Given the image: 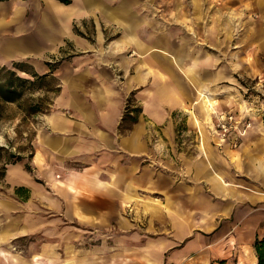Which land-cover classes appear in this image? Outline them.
Instances as JSON below:
<instances>
[{
    "label": "crops",
    "instance_id": "0c3cea01",
    "mask_svg": "<svg viewBox=\"0 0 264 264\" xmlns=\"http://www.w3.org/2000/svg\"><path fill=\"white\" fill-rule=\"evenodd\" d=\"M16 1L0 2V32H8L1 59L44 74L51 62L36 54L63 52L52 71L59 91L40 118L31 157L5 167L0 264H256L264 100L236 95L242 77L264 87V0H243L252 17L240 21L214 3L208 23L202 4L193 17L168 11L147 22L136 9L102 1L97 9L98 1L79 0L73 11L75 0H51L41 14H26ZM96 14L122 38L108 43L99 20L85 19L92 38L74 30L73 18ZM200 93L213 98L209 123ZM126 111L134 120L123 123ZM230 112L251 123L236 148L208 130ZM177 113L186 130L176 129ZM114 224L116 243L104 241L99 260L81 261L78 245L92 228Z\"/></svg>",
    "mask_w": 264,
    "mask_h": 264
},
{
    "label": "rangeland",
    "instance_id": "374dc122",
    "mask_svg": "<svg viewBox=\"0 0 264 264\" xmlns=\"http://www.w3.org/2000/svg\"><path fill=\"white\" fill-rule=\"evenodd\" d=\"M51 0H17V4L19 6H22L27 11H31L33 9L37 10L39 14H41L42 9L46 6V2L49 3ZM90 1H98L96 4H93V8L100 9L102 8L100 6L102 1L106 3L107 5H125L129 9H136L137 11H140L141 18L148 22L149 19H164L165 17L168 18L170 15L167 14L169 11V14L171 13H181L182 15L193 17L194 15L198 14V8L195 7L196 4H202L201 6H204V12H205V23L213 20V4H218L222 8V15L223 17H229L232 19H235L237 21H240L242 19H248L252 17V12L247 11L244 6H248L243 0H231V3H229L227 0H222V2L217 3V0H90ZM226 4H224V2ZM55 3L59 4L58 2L54 1ZM79 0H75L73 3V11H76L78 7L75 6ZM51 3V2H50ZM79 4V3H78ZM181 5H183L181 7ZM63 6V5H61ZM65 7V6H64ZM201 8V7H200ZM183 9V10H182ZM179 10V11H178ZM34 11V10H33ZM72 11V12H73ZM35 14V13H34ZM36 15V14H35ZM80 15V14H78ZM89 17L85 18L79 17V18H73V26L74 30L76 31V27L83 29L85 31L82 33V36H87L88 38H92L95 36L94 30L90 27V23L86 20L93 19V20H99L101 23V30L103 35L105 36V39H108V43H112L113 41H117V39L122 38L121 32H119L118 27L115 25H108L109 23L105 19V17L102 14H96V15H88ZM128 16V15H127ZM254 17V16H253ZM38 20V18H36ZM122 19V18H121ZM240 23H237V27L235 28V32L238 34H241L244 30ZM8 32H6V29H4L2 32H0V37L3 38L6 36ZM65 50V49H64ZM70 50V49H66ZM63 52V51H62ZM61 51H52V50H45L40 51L36 55L37 57L44 58V60H49L51 63L56 61V57L58 58V53L62 54ZM43 60V59H41ZM3 65H9L7 64L6 59H1L0 57V66ZM261 81V80H260ZM260 81L258 79H251L242 77L240 78V84L242 87L239 86V89L241 90L240 94L236 95L240 99H254V100H264V87L262 88L259 84ZM242 88V89H241ZM263 89V90H262ZM34 96H43V92H36L33 94ZM54 95L53 94H47L45 101H46V107H44V113H40L34 116H25L21 109V104L23 103H7V104H0V198L4 195L8 194V188L4 183L3 179V166L9 164L10 162H13L16 157H19L20 160L29 159L31 157L32 153V142L34 140L36 131L38 130V127L40 126V118H42L45 114H47L51 106L48 107V103L51 102V99ZM23 105V104H22ZM176 119V129L180 130H186L184 122H185V116L181 113H177L174 115ZM205 119V118H204ZM190 120L189 126H193L192 128L196 131V127L193 124L192 120ZM191 129V127H190ZM118 229L116 225L108 226L107 229L102 228H92V237H88L87 239H84L80 242L78 245V249H82L81 251H77V254H82V257H80L81 261L83 259L89 260L94 262L95 260L100 259V248L101 244L104 241H108L109 246H113L116 243V233ZM35 246V244H34ZM33 246V247H34ZM13 252L18 253L17 248H20L19 246L15 245ZM16 249V250H15ZM21 249V248H20ZM50 249H45V256L46 258H51L52 252ZM21 252L23 250L21 249ZM28 253V252H27ZM23 254V253H22ZM92 257V258H91ZM42 260V259H41ZM84 261V260H83ZM85 262V261H84ZM44 264H54L52 261H47ZM62 264H74L69 262H63Z\"/></svg>",
    "mask_w": 264,
    "mask_h": 264
},
{
    "label": "trees",
    "instance_id": "16d2710c",
    "mask_svg": "<svg viewBox=\"0 0 264 264\" xmlns=\"http://www.w3.org/2000/svg\"><path fill=\"white\" fill-rule=\"evenodd\" d=\"M9 0H0V2H6ZM56 2L68 5L71 0H55ZM55 63H47L48 72L44 74H38L35 71H30L28 65L23 61H13L9 65L0 66V104L18 103L23 102L20 106L25 116H34L40 113H44V107H46V95L56 94L59 91L57 80L52 76ZM21 74H24L21 75ZM26 75V76H25ZM36 92H43V96H34ZM45 97V98H44ZM51 102L48 103V107L51 106ZM128 111L124 114L122 122L127 120H134L133 117L128 116ZM134 113L137 110H133ZM20 161L19 157H16L14 164ZM7 164V165H9ZM3 166V175L5 171ZM23 190L18 188L16 190ZM254 250L257 258L256 264H264V238L255 240Z\"/></svg>",
    "mask_w": 264,
    "mask_h": 264
},
{
    "label": "built area",
    "instance_id": "2783aa9c",
    "mask_svg": "<svg viewBox=\"0 0 264 264\" xmlns=\"http://www.w3.org/2000/svg\"><path fill=\"white\" fill-rule=\"evenodd\" d=\"M251 127L250 121L234 113H222L210 124V135L217 139L219 145L230 143L231 147L238 146V140L243 137Z\"/></svg>",
    "mask_w": 264,
    "mask_h": 264
},
{
    "label": "bare ground",
    "instance_id": "6f19581e",
    "mask_svg": "<svg viewBox=\"0 0 264 264\" xmlns=\"http://www.w3.org/2000/svg\"><path fill=\"white\" fill-rule=\"evenodd\" d=\"M199 99H200V103H201V108L203 109V111L205 113L207 123H209L210 122L209 116H210L211 111H212L211 110V103L213 101V98L210 97L208 94L200 93L199 94Z\"/></svg>",
    "mask_w": 264,
    "mask_h": 264
}]
</instances>
